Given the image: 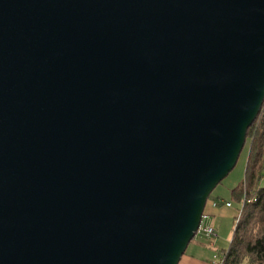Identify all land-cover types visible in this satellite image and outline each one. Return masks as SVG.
Masks as SVG:
<instances>
[{"label": "water", "instance_id": "obj_1", "mask_svg": "<svg viewBox=\"0 0 264 264\" xmlns=\"http://www.w3.org/2000/svg\"><path fill=\"white\" fill-rule=\"evenodd\" d=\"M264 104V0H0V264H179Z\"/></svg>", "mask_w": 264, "mask_h": 264}, {"label": "trees", "instance_id": "obj_2", "mask_svg": "<svg viewBox=\"0 0 264 264\" xmlns=\"http://www.w3.org/2000/svg\"><path fill=\"white\" fill-rule=\"evenodd\" d=\"M247 142L251 145L245 180L231 193L240 217L235 219L229 247L217 252L216 264H264V104L248 129Z\"/></svg>", "mask_w": 264, "mask_h": 264}, {"label": "rangeland", "instance_id": "obj_3", "mask_svg": "<svg viewBox=\"0 0 264 264\" xmlns=\"http://www.w3.org/2000/svg\"><path fill=\"white\" fill-rule=\"evenodd\" d=\"M250 143L251 142H247L245 144L236 166L229 173V175L226 178H224L222 182H220V184L214 189L210 198H217V199H223V200H227L229 198L232 199L231 193H232L233 188H235L237 185H239L241 182L245 180L247 162H248V157L250 153V145H251ZM262 164H264V151H263V157H262ZM262 172L264 174V168H262ZM261 185L264 186V179H262ZM214 218L215 217H213V219ZM235 219L220 217L218 218V220H215L214 222H212L204 217L202 220V226L208 227V226L213 225L220 232V241L218 244V248H220V250L229 247V244H230V241L233 235ZM210 240H211L210 237H204L198 234L195 236L194 240L192 241L189 247V250L192 249L194 242L206 243L207 241H210Z\"/></svg>", "mask_w": 264, "mask_h": 264}, {"label": "crops", "instance_id": "obj_4", "mask_svg": "<svg viewBox=\"0 0 264 264\" xmlns=\"http://www.w3.org/2000/svg\"><path fill=\"white\" fill-rule=\"evenodd\" d=\"M214 202L219 203L218 206H214ZM226 202H231L232 206H226ZM238 205L229 198L227 200L210 198L205 208L204 217L214 222L220 217L235 219L238 213ZM213 217H215L213 219ZM216 234L211 236V240L204 242H194L192 249L189 250V245L186 253L183 255L179 264H212L215 255L220 250L218 244L220 241V232L214 227Z\"/></svg>", "mask_w": 264, "mask_h": 264}, {"label": "built area", "instance_id": "obj_5", "mask_svg": "<svg viewBox=\"0 0 264 264\" xmlns=\"http://www.w3.org/2000/svg\"><path fill=\"white\" fill-rule=\"evenodd\" d=\"M218 204H219V203L214 202L213 205H214V206H218ZM225 205L228 206V207H230V206H232V203H231V202H226ZM238 217H240V212H239V211H238V213H237L236 218H238ZM198 234H199L200 236H204V237H211V236H213V235L216 234V230H215L213 227H211V226L204 227V226H202V224H201V226H200V228L198 229L196 235H198ZM218 259H219L218 254H216L215 257H214V260H213L212 264H216V263L218 262Z\"/></svg>", "mask_w": 264, "mask_h": 264}]
</instances>
